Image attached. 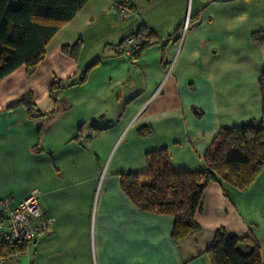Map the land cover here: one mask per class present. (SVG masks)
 Instances as JSON below:
<instances>
[{"label": "crops", "instance_id": "crops-1", "mask_svg": "<svg viewBox=\"0 0 264 264\" xmlns=\"http://www.w3.org/2000/svg\"><path fill=\"white\" fill-rule=\"evenodd\" d=\"M114 1L87 0L32 73L21 65L0 79V199L36 189L53 218L0 264H210L218 228L253 236L264 264V167L243 190L208 183L199 230L177 241L172 216L138 210L120 187L121 174L145 171L150 151L166 149L173 170H203L221 127L264 125V0H193L192 10L191 0H132L126 18ZM140 31L151 43L122 55ZM24 94L30 114L14 104Z\"/></svg>", "mask_w": 264, "mask_h": 264}, {"label": "trees", "instance_id": "trees-1", "mask_svg": "<svg viewBox=\"0 0 264 264\" xmlns=\"http://www.w3.org/2000/svg\"><path fill=\"white\" fill-rule=\"evenodd\" d=\"M86 1L0 0V79L21 65L27 74L32 73L43 58L49 38ZM201 1L207 4L212 0ZM192 5L193 0L191 10ZM192 16L190 13L189 18ZM138 33L145 37L140 51L151 42L149 33ZM252 36L258 39L262 35L253 33ZM75 48L74 45L62 49L73 53ZM258 83L264 95V73ZM54 86L50 85V92ZM14 104H22L28 114L34 110L27 94ZM35 114L40 116L39 111ZM203 160L206 165L203 170L176 171L170 166L166 149L150 151L145 156V171L121 174L120 187L138 210L172 216L170 236L177 241L199 230L194 215L201 210L202 193L208 183L222 179L243 190L256 179L264 167V125L250 120L221 127ZM20 249L18 245L4 244L0 255L7 256ZM206 254L210 264H262L260 247L253 236L238 238L227 235L223 228L216 229Z\"/></svg>", "mask_w": 264, "mask_h": 264}, {"label": "built area", "instance_id": "built-area-1", "mask_svg": "<svg viewBox=\"0 0 264 264\" xmlns=\"http://www.w3.org/2000/svg\"><path fill=\"white\" fill-rule=\"evenodd\" d=\"M118 11L121 18L132 16V0H117L111 4ZM187 25V17L183 24V31ZM145 37L141 33H134L124 38L120 53L126 57L134 56L144 44ZM39 220L38 223H35ZM53 224V218L42 212L39 203V193L32 190L26 197L16 203L10 199H0V247L4 244L24 245L32 243L37 235ZM21 251H15L5 257L13 260L20 256Z\"/></svg>", "mask_w": 264, "mask_h": 264}, {"label": "water", "instance_id": "water-1", "mask_svg": "<svg viewBox=\"0 0 264 264\" xmlns=\"http://www.w3.org/2000/svg\"><path fill=\"white\" fill-rule=\"evenodd\" d=\"M189 5H190V1L188 2V7H187L188 9H189Z\"/></svg>", "mask_w": 264, "mask_h": 264}, {"label": "rangeland", "instance_id": "rangeland-1", "mask_svg": "<svg viewBox=\"0 0 264 264\" xmlns=\"http://www.w3.org/2000/svg\"><path fill=\"white\" fill-rule=\"evenodd\" d=\"M191 13V12H190Z\"/></svg>", "mask_w": 264, "mask_h": 264}]
</instances>
